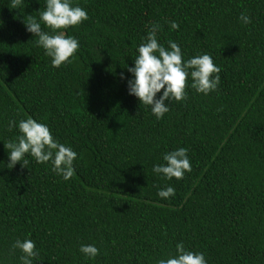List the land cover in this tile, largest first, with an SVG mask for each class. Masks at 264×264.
<instances>
[{"label": "trees", "instance_id": "trees-1", "mask_svg": "<svg viewBox=\"0 0 264 264\" xmlns=\"http://www.w3.org/2000/svg\"><path fill=\"white\" fill-rule=\"evenodd\" d=\"M45 5L0 0V162L20 135L9 122L30 117L77 152L75 175L31 156L27 168L0 165V264H21L12 245L26 238L34 264H157L178 243L207 264H264V0H73L89 19L65 31L80 47L58 68L24 25ZM153 24L184 60L209 54L221 68L217 91L189 78L160 120L121 79ZM181 147L192 166L182 180L152 171ZM169 186L175 196L160 198Z\"/></svg>", "mask_w": 264, "mask_h": 264}, {"label": "clouds", "instance_id": "clouds-1", "mask_svg": "<svg viewBox=\"0 0 264 264\" xmlns=\"http://www.w3.org/2000/svg\"><path fill=\"white\" fill-rule=\"evenodd\" d=\"M23 0H12V6L18 7ZM88 13L79 6H73V0H46L45 10L38 11V18L28 15L24 19L25 29L32 34L38 47L51 58L52 67L58 68L70 63L79 50V40L74 36H66L65 31L88 20ZM245 25L251 23V18L241 14L239 18ZM42 25L50 31L44 30ZM172 30H178L179 25L170 23ZM160 25L149 27L146 39L138 47L134 66H127V73L131 79L122 76L127 81L128 94L134 96L141 105L149 106L156 119H163L170 111L172 100L181 102L187 98L186 88L191 79L190 87L205 96L218 90L221 83V68L217 66L209 54L196 55L190 59H183V52L178 43L169 40L167 47L158 39ZM168 102V103H166ZM10 128H18L20 135L9 141L4 147L7 149L8 162L4 165L9 170L17 164L27 168L30 163L28 156L39 164H51L53 172L61 176L64 181L75 175L74 163L77 152L71 147L60 143L51 133L49 126L33 118L21 120L18 125L9 122ZM163 164L153 166L152 171L166 180L175 178L182 180L186 173L192 171L187 148H178L163 156ZM158 196L169 199L175 196V189L171 186L160 189ZM13 251L19 250L21 264H34L39 259L36 243L30 238L17 239L12 245ZM79 251L86 257L95 259L100 250L93 244H82ZM157 264H207L203 253L187 250L183 243H178L175 254L159 259Z\"/></svg>", "mask_w": 264, "mask_h": 264}]
</instances>
